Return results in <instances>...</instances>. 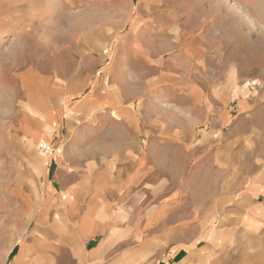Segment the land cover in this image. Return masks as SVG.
<instances>
[{
  "label": "crops",
  "instance_id": "obj_1",
  "mask_svg": "<svg viewBox=\"0 0 264 264\" xmlns=\"http://www.w3.org/2000/svg\"><path fill=\"white\" fill-rule=\"evenodd\" d=\"M140 3L142 9L131 21L126 42L121 48L107 49L109 61L91 76L90 91L72 106L75 111L123 120L131 135L93 139L95 129L89 128L84 130L83 144L73 139L64 142L54 160L52 180L44 187L59 190L64 198L48 204L51 207L45 208L33 234L2 254L0 264H264V125H237L235 133L219 140L211 139L213 129L209 130L198 160L177 154L169 159L161 149L160 154H149V144L193 147L189 140L196 117L188 114L181 121L175 111L165 119L146 110L147 99L159 105L158 99L183 91L195 99L199 68L206 75L210 54L193 36L180 45L173 26L179 11L172 0ZM183 32L188 37L194 34ZM58 84L63 94L67 89L69 95L77 91ZM212 93H207L205 110H214L222 126L227 97L224 91L214 97ZM138 97L140 107L135 111L132 100ZM237 108L246 113L249 104L242 100ZM149 130L161 131L164 137L151 144ZM165 162L171 163L166 173ZM130 190H171L172 195L187 190L188 218L163 225L178 228L177 233L187 225L188 233L173 234L174 245H168L169 240L164 244L162 237L141 238L135 228L148 220L124 219L120 214L135 206L134 200L122 203ZM133 238L146 245L133 250ZM151 241L155 246L149 249Z\"/></svg>",
  "mask_w": 264,
  "mask_h": 264
},
{
  "label": "rangeland",
  "instance_id": "obj_2",
  "mask_svg": "<svg viewBox=\"0 0 264 264\" xmlns=\"http://www.w3.org/2000/svg\"><path fill=\"white\" fill-rule=\"evenodd\" d=\"M172 1L179 11L173 26L180 34V45L196 37V43L210 54L206 65L207 59L210 64L206 75L199 68L195 99L184 91L158 99L159 105L157 100L151 104L150 97L147 99L146 110L160 117L163 114L165 119H171L175 111L181 121L188 114L196 117L194 136L189 140L193 147H173L168 141L164 148L149 144L148 150L152 155L164 150L169 159L177 154L184 160L189 155L198 160L209 130L213 129L211 139L219 140L229 138L237 125H264V0ZM141 7L140 0H0V256L33 234L45 208L51 207L48 204L61 197L59 190H44L52 180L57 155L41 154L39 142L48 141L63 151L68 139L83 144L87 140L84 130L89 128L95 129L93 139L131 135L123 120L105 113L75 111L72 106L90 91L91 76L109 61L111 51L107 49L121 48L126 42L131 21ZM187 29L194 34H183ZM58 82L77 91L69 95L67 89L65 95ZM147 87L149 91L152 86ZM210 91L216 92L213 97L219 91L227 97L222 126L214 110H205ZM242 100L249 104L246 113L237 108ZM132 102L137 111L140 98ZM211 102L215 106L213 99ZM147 137L151 144H157L164 136L161 131L149 130ZM164 165L166 173L171 163ZM181 192L130 190L122 203L134 200L135 206L121 211V218L147 219L135 228L141 238L155 241V237H162L164 244L169 240L168 245H174L171 236L178 228L163 222L188 218L189 196L187 190ZM189 229L183 225L177 234L185 236ZM152 241L147 248L155 246ZM130 243L133 250L146 245L134 238Z\"/></svg>",
  "mask_w": 264,
  "mask_h": 264
},
{
  "label": "built area",
  "instance_id": "obj_3",
  "mask_svg": "<svg viewBox=\"0 0 264 264\" xmlns=\"http://www.w3.org/2000/svg\"><path fill=\"white\" fill-rule=\"evenodd\" d=\"M38 149L40 151L41 154L45 155V156H58L60 153V148L55 147L51 144H47L46 142H39L38 143Z\"/></svg>",
  "mask_w": 264,
  "mask_h": 264
},
{
  "label": "bare ground",
  "instance_id": "obj_4",
  "mask_svg": "<svg viewBox=\"0 0 264 264\" xmlns=\"http://www.w3.org/2000/svg\"><path fill=\"white\" fill-rule=\"evenodd\" d=\"M43 142H46L47 144H50V143H48V141H45V140H42ZM62 153V150H60V154ZM62 198H64L62 195H61V197H60V199H62Z\"/></svg>",
  "mask_w": 264,
  "mask_h": 264
}]
</instances>
